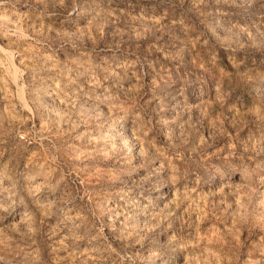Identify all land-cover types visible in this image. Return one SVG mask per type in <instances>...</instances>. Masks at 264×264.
<instances>
[{"label": "rangeland", "instance_id": "rangeland-1", "mask_svg": "<svg viewBox=\"0 0 264 264\" xmlns=\"http://www.w3.org/2000/svg\"><path fill=\"white\" fill-rule=\"evenodd\" d=\"M258 21L264 23V0L240 7L225 0L206 4L198 0H66L63 5L59 0H0V201L24 200L0 219V264H160L149 259V244L141 247L134 237L122 236L125 215H132L134 204L141 209L148 204L143 197L156 180L141 181L148 171L143 164L145 152L153 169L163 170L160 178L167 181L164 191L169 198L175 197L177 187L191 192L179 211L176 231L160 235L157 230L151 234L152 243L165 244L179 234L171 264H228L218 258L219 246L211 241L217 238V230L224 233L232 226L230 219H223V208L231 203L229 215L238 211L241 196L230 193L231 198L213 211L211 219L206 216L201 222L200 210L208 212L212 189L197 185L195 172L190 173L193 180L186 186L173 185L171 165L179 166L178 161L165 157L169 134L175 144L190 117L193 123L202 119L201 106L216 99L221 80L226 87L232 86L229 99L234 108L243 106L237 99L250 101L247 93L237 94L243 89L229 79L235 72L232 58L218 49V66H213L203 40L210 36V43L215 44L218 38L229 37L233 24L247 28ZM26 56L33 58L24 60L29 67L24 85L31 82L35 91L29 96L25 88L22 101L23 85L16 70L23 69L21 60ZM247 63L252 66L251 58ZM53 64L62 73L63 92L47 78L55 72L46 71L45 65L51 70ZM255 70L264 74V64ZM141 82L139 103L146 105L151 130L144 127L137 139L135 132L141 126L134 117L115 122L112 135L132 136L137 149V166L119 171L123 166L111 154L105 158V142L97 137L108 131L112 123L108 117L128 106L135 96L131 90ZM65 94L75 108L65 102ZM197 128L212 144L210 120L197 123ZM228 128L229 149L232 135L247 141L259 134L251 126L239 134L230 124ZM224 148L225 143L215 144L205 155ZM117 174L119 179L109 178ZM30 176L35 179L29 180ZM234 180L238 188L240 177ZM122 190L129 193L131 203L117 195ZM69 195L75 198L58 208L71 219L65 220L56 207L51 209L55 215L45 217V205ZM105 200L108 211L100 221L103 235H98L101 228L87 219V206ZM189 205L191 209L185 211ZM25 212L45 221L35 244L22 236L27 232ZM146 219L143 212L136 217L141 224ZM262 238L264 229H252L243 252L246 264L260 258ZM125 255L132 259L122 261Z\"/></svg>", "mask_w": 264, "mask_h": 264}, {"label": "clouds", "instance_id": "clouds-1", "mask_svg": "<svg viewBox=\"0 0 264 264\" xmlns=\"http://www.w3.org/2000/svg\"><path fill=\"white\" fill-rule=\"evenodd\" d=\"M59 2L63 5L66 0H59ZM253 2L254 0H239V4H237V0H225V3L236 4L238 7L243 5L251 6ZM198 3L206 4L208 0H198ZM229 33L228 38L223 40L218 38L215 44L210 43L211 37L209 36L203 40V44L212 57L211 64L213 66H218V49H223L232 58L235 72L229 75V79L233 81L234 85L243 89V92L237 94L243 95V93H247L248 97L251 98L250 101L237 99L236 103H242L243 106L240 109L234 108L232 100L229 99L230 95H232V86L226 87V81L221 80L217 84L216 99L201 106L202 119L197 121V123L202 125L204 121L210 120L212 144L209 143L208 139L199 135L197 123H193L190 117L185 125L181 127L177 143H171L172 134H169L168 153L165 158L178 161L179 166L176 163L171 165L173 185L184 183L186 186L187 183L193 180L190 173L195 172L194 179L196 184L212 189L208 193V212L204 213L203 209L200 210L199 219L201 222L205 220L206 216L211 219L213 211L219 210L220 206L231 198L230 193L241 196L238 211H234L229 215V210L232 208L231 203L223 208V213L225 214L223 219H230L232 226L224 233L217 230V238L211 243L219 246V259L227 260L228 264H246L243 252L252 235V229H264V74H258L255 70L257 65L264 64V23L258 21L247 28H241L239 24H233L229 29ZM67 34L61 33V35ZM245 34H247V39H245ZM203 35L201 33V36ZM17 55H20V53H17ZM32 58L24 57L21 60L23 69L16 70L18 77L21 78L20 83L23 85L21 87L22 101L25 88H27L29 96L35 91L32 83L29 82L24 85L23 79L25 74L29 72V67L24 63V60ZM249 58L252 60L251 67L247 63ZM45 70L55 72L54 75H49L47 78L56 83L59 91L63 92V87L59 84V78L62 73L57 65L53 64L51 70L47 69L45 65ZM167 79H171V77ZM185 83L187 84L188 81H185ZM96 86L99 87L98 84ZM203 87L201 85L202 89ZM141 88H143L142 82L131 90L135 96L127 102L128 106L116 110V112L122 111L124 114L118 115L114 112L113 115L109 116L108 120L112 121V123L108 124V131L104 135L97 137L98 140L105 142V158H109V154H111V157L117 159L123 166L119 171L137 166V149L132 136L112 135L115 122L125 120L130 116L134 117L135 124L141 126L135 132L137 139L141 137L144 127H148L151 130V120L146 119L148 116L146 105L139 103L143 97V93L140 91ZM96 99H99V97H96ZM65 102L71 104L73 108L76 107L75 102L67 97L66 94ZM28 103V101H25L24 106L27 107ZM249 103L251 106H248ZM229 124L238 134L243 133L249 126L253 127L259 134L249 136L247 141H244L240 135H232V145L231 149H229L226 142V138L229 137ZM197 139H199L198 144L196 143ZM218 143H225L224 150L210 152L209 155H205L213 145ZM225 152H227L226 156ZM144 155L146 158L143 164L148 171L145 176L141 177V181H152L153 177H156V180L152 185V191L146 197H143V199L148 200V204L143 209L139 205L134 204L132 215H125L122 236L125 238L128 236L134 237L135 243L141 247L149 244L151 248L149 259L153 261L159 260L160 264H171L172 253L180 241L179 234L172 236L165 244L152 243L153 236L151 234L156 233L157 230H159L160 235H168L170 232L176 231V222L181 219L179 211L185 200L191 196V192H181L179 187H177L175 197L169 198L164 191L167 181L160 178L163 175V170L159 168L153 169V166L148 162L147 152ZM161 155H165V153L161 152ZM151 159L155 160L157 157H151ZM236 176L240 177L238 188L236 187L237 181L234 180ZM109 178L119 179V175ZM28 179L34 180L35 177L30 176ZM39 191L40 188L37 187L36 192ZM30 194L35 195V192ZM117 195L124 199L125 203H131L127 191L122 190ZM74 198L69 195L63 201L45 205V217L55 215L56 213L51 209L56 207L58 211L62 212L65 220L71 219L66 211L58 208V205L60 203H70ZM212 198L218 200L219 203H213ZM200 199L204 200L205 197L201 196ZM18 204H24L23 198L0 201V219H3L4 214H10L15 211V207ZM161 204L163 206H160ZM190 209L191 205L184 210L188 211ZM87 211L89 213L87 219L93 227L99 226L101 231L98 235H103V225L100 221L105 211H108L106 200L101 201L99 205L93 202L87 206ZM140 212L145 213L147 217L143 224L136 220ZM23 223L27 224V232H23L22 236L27 237L35 244L36 237L41 232L42 224L45 221L38 220L34 213L25 212ZM61 223H64V220ZM245 232L248 233V236H245ZM155 239L158 241L159 237L157 236ZM262 246H264V238H262L261 244L258 245V247ZM111 251L115 252L116 250L113 248ZM117 255L119 256V253ZM0 259H3V257H0ZM120 259L123 261L126 259L131 260L132 258L125 255L120 257ZM250 264H264V251L261 252L259 259L252 260Z\"/></svg>", "mask_w": 264, "mask_h": 264}]
</instances>
